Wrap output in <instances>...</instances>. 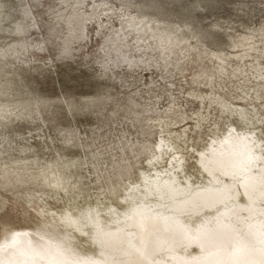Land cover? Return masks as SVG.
Masks as SVG:
<instances>
[{
  "label": "rangeland",
  "instance_id": "rangeland-1",
  "mask_svg": "<svg viewBox=\"0 0 264 264\" xmlns=\"http://www.w3.org/2000/svg\"><path fill=\"white\" fill-rule=\"evenodd\" d=\"M222 103L264 135V0H0V264H53L35 210L122 208L161 138L197 175Z\"/></svg>",
  "mask_w": 264,
  "mask_h": 264
},
{
  "label": "bare ground",
  "instance_id": "bare-ground-1",
  "mask_svg": "<svg viewBox=\"0 0 264 264\" xmlns=\"http://www.w3.org/2000/svg\"><path fill=\"white\" fill-rule=\"evenodd\" d=\"M227 105L221 104L238 114L243 127L229 124L222 135L213 134L202 150L192 147L197 175L184 174L182 151L161 138L149 168L140 172L137 181L125 184L122 208L95 203L56 212L39 206L35 210L41 223L38 229L59 231L53 264H230L219 240L230 251L238 249L237 259L244 257L246 245L259 246L264 222L260 152L264 135L250 131L260 120L252 121L243 106L231 105V109ZM165 155V165H160ZM9 172L2 170L3 176ZM57 172L50 169L43 178L50 179L45 182L51 187L64 190ZM224 226H229L227 233ZM197 235L204 241L203 251L199 244L188 243L189 237Z\"/></svg>",
  "mask_w": 264,
  "mask_h": 264
},
{
  "label": "snow or ice",
  "instance_id": "snow-or-ice-1",
  "mask_svg": "<svg viewBox=\"0 0 264 264\" xmlns=\"http://www.w3.org/2000/svg\"><path fill=\"white\" fill-rule=\"evenodd\" d=\"M261 160L264 161V143L260 145ZM261 181L264 182V169L261 170ZM264 196V194H262ZM2 219V218H0ZM7 224L8 221H5ZM229 226H224V232L227 233ZM221 245V251L223 254L230 258V264H264V222H261L259 229V241L258 245L250 243L245 246V255L241 259L235 258L238 249L229 250V248L223 243L222 240L218 241ZM188 243H197L200 245L202 251L204 250V241L199 235L188 238ZM218 264H224V262H218Z\"/></svg>",
  "mask_w": 264,
  "mask_h": 264
}]
</instances>
